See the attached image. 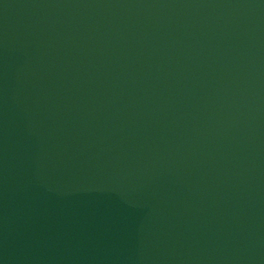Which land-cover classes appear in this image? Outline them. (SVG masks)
<instances>
[{
    "label": "water",
    "instance_id": "obj_1",
    "mask_svg": "<svg viewBox=\"0 0 264 264\" xmlns=\"http://www.w3.org/2000/svg\"><path fill=\"white\" fill-rule=\"evenodd\" d=\"M0 264H264V0H0Z\"/></svg>",
    "mask_w": 264,
    "mask_h": 264
}]
</instances>
